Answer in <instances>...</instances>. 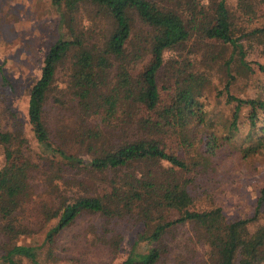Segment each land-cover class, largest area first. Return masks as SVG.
<instances>
[{"label":"trees","instance_id":"16d2710c","mask_svg":"<svg viewBox=\"0 0 264 264\" xmlns=\"http://www.w3.org/2000/svg\"><path fill=\"white\" fill-rule=\"evenodd\" d=\"M51 1L59 10V25L65 30L50 45L39 77L29 89L27 116L46 156L57 166V176L66 169L78 175L70 179L69 188L58 192L57 203L42 204V219L55 220L43 240L38 242L32 235L28 242L18 241L19 235L32 232L16 219L15 210L19 198L28 194L35 164L22 151L25 138L0 129L6 158L0 167V233L6 237L0 245V264H45L44 256H54L55 236L86 212L105 218L102 222H122L127 217L134 221L138 216L142 219V229L120 264H159L172 251L165 238L173 240L174 247L183 246V250L188 242L201 248H192V256L171 254L177 261L169 264H184V257L195 260L185 264H264V186L249 216L230 219L220 206L195 207L190 187L200 160H187L167 150L162 133L170 127L179 143L189 147L192 133L200 132L202 158L217 152L221 137L213 130L212 111L204 108L198 95L210 77L199 64L207 68L218 62L224 70L225 84L216 89V94L232 108L226 120L230 132L223 138L233 135L240 114L246 111L250 127L246 135L251 143L244 146V154H254L264 146V77L258 79L252 95L231 91L236 79L231 68L234 62L254 71L245 59L241 39L246 34L264 32V26L246 29L262 14L259 6L252 0H238L241 17L235 20L227 0ZM84 8L92 17L103 18L106 27L88 31L81 23ZM139 33L141 37H133ZM224 47L229 53L218 61ZM70 55V93L77 100L79 118L74 128L97 139L103 132L93 130L96 126L87 121L90 117H97L99 125L121 128L117 121L125 116L136 125L135 131H127L87 156L57 144L44 115L58 66ZM166 64L165 79L171 84L159 78ZM258 68L264 71L261 64ZM54 100L61 101L58 97ZM133 103L147 115L134 117L137 108L131 106ZM88 147L93 144L88 143ZM90 178L105 183L106 189L100 191L94 182L85 183ZM168 212L177 215L170 218ZM106 228L113 233L111 227ZM121 238L119 231L105 241L118 246ZM141 241L151 246L137 249Z\"/></svg>","mask_w":264,"mask_h":264},{"label":"rangeland","instance_id":"374dc122","mask_svg":"<svg viewBox=\"0 0 264 264\" xmlns=\"http://www.w3.org/2000/svg\"><path fill=\"white\" fill-rule=\"evenodd\" d=\"M252 1L259 6L262 14L246 27L247 30L264 26V2ZM227 3L235 20L240 19L238 0H227ZM81 16V23L88 27V31L106 27L103 18L92 17L86 8L81 12ZM64 30L59 25V10L51 0H0V64L2 69L0 72V129L19 133L24 137L22 151L35 164L30 171L28 194L19 198V206L15 210L16 219L32 229L29 235L21 234L17 237V240L21 242H28L32 235L37 237L38 242L43 240L45 232L55 220L42 219L40 213L42 204L57 203L58 192L66 187L69 188L70 179L73 175H78L74 170L66 169L61 176H57L55 170L57 166L50 162L49 156H46L47 153L37 140L27 116L29 89L39 77L44 56L50 45ZM133 37L137 39L141 36L139 33ZM241 41L245 48V59L254 71L249 72L248 69L245 70L242 65L234 62L231 68L236 79L232 82L231 91L239 95H252L258 79L264 77V71L258 68V64L264 66V32L246 34ZM228 53L229 48L224 47L218 61ZM72 60L70 55L59 64L50 98L44 105V115L51 136L57 144L63 145L68 151L87 156L94 150L99 152L111 141H117L118 137L125 136L127 131H135L136 125L130 123L125 116H121L117 121L121 123V128L112 124L99 125L97 117H90L87 121L95 124L96 127L93 130L101 129L103 132L97 139L89 138L88 134L82 135L81 128H74L77 125L76 119L79 120V118L75 105L77 100L70 93ZM146 60L137 66L144 64ZM167 66L168 64L160 70L159 78L168 83L169 81L165 79ZM199 67L210 73L209 81L203 86L198 97L203 102L204 108L212 111L213 130L221 137L220 146L212 157L202 158L200 132L192 133V145L188 147L179 143L169 127L162 129V133L166 135L163 137L166 141V148L172 152L176 151L187 160L192 161L194 157L200 160L199 165L194 168V183L190 187L195 207L220 206L230 219L249 216L253 213L259 190L264 186V146L254 154H244V146L251 143L249 135H246L250 131L248 120L245 119L246 111L240 114L238 129L233 132V135L226 140L223 138L230 132L226 126V120L232 113V108L224 103L223 96L216 94V89L224 87V70L218 62L210 63L207 68L200 63ZM169 83L171 84V81ZM55 97L61 99L60 103H56ZM165 97L167 100V92L162 95L163 101ZM131 106H134V109L137 108L134 117L147 115L143 110H138L137 104L133 103ZM162 124L165 123L162 121ZM88 143H92L93 147L89 148ZM5 162L4 148L0 143V167ZM93 182L98 190L106 189L105 183H96L91 178L85 181L90 185ZM90 189L95 190L93 186H90ZM176 215L174 212L167 213L170 218ZM131 218L123 219L126 222H117V220L102 222L105 218L92 213H83L74 223L62 229L55 236L53 245V257L55 258L44 256L42 261H45V264H120L130 251L134 239L137 238V233L142 229V219L138 216L133 221ZM106 227H111L113 233L121 232L122 238L118 246L105 241L113 234ZM253 227L250 226L251 229ZM5 240V235L0 233V245ZM165 243L172 251L168 255L169 259L159 264H169L176 260L171 254L192 256L194 252L192 248L198 251L201 249L199 245L192 244V242H188V248L184 250L183 246L174 247L173 240L169 238H165ZM150 246L151 244L141 241L137 249L143 250ZM42 250L46 253L45 246ZM184 258V264L195 261L194 258Z\"/></svg>","mask_w":264,"mask_h":264}]
</instances>
